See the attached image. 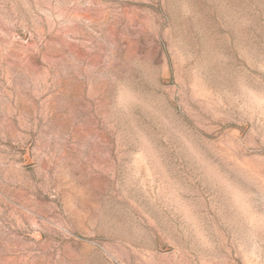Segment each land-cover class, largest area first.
Here are the masks:
<instances>
[{"label":"rangeland","instance_id":"1","mask_svg":"<svg viewBox=\"0 0 264 264\" xmlns=\"http://www.w3.org/2000/svg\"><path fill=\"white\" fill-rule=\"evenodd\" d=\"M0 264H264V0H0Z\"/></svg>","mask_w":264,"mask_h":264}]
</instances>
